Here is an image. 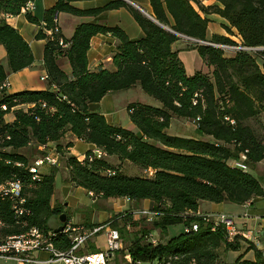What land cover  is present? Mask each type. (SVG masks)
<instances>
[{"label":"trees","instance_id":"1","mask_svg":"<svg viewBox=\"0 0 264 264\" xmlns=\"http://www.w3.org/2000/svg\"><path fill=\"white\" fill-rule=\"evenodd\" d=\"M27 1L0 0V13L16 15ZM73 1L82 0H57L46 11L48 29L53 28V19L59 12L94 15L123 6L131 11L144 34L131 40L119 27L87 21L80 22L69 38L60 30L37 33V37L45 39L43 65L49 88L8 92L0 98V104L6 105L5 110L0 109V148H5L0 152V182L11 176L19 178L28 209L16 215L9 200L0 199V237L21 234L35 226L51 232L55 248L64 250L70 246L67 233L54 232L49 226L53 215L65 213L68 218L64 205H51L56 168L33 177L27 157L18 152L32 140L42 145L56 142L69 130L94 147L82 158L66 157L64 181L92 192L94 198L151 200L152 208L162 212L151 220V225L161 233H166L171 225L198 223L196 231H182L156 244L148 241L151 231L144 227L124 248L131 264L160 259H170L171 264H224L219 250L237 251L242 247L241 241L248 243L247 248L254 255L251 259L239 255L234 264H264V251L240 235L228 239L223 229L211 230L198 217L183 219L184 212L197 211L201 201L245 204L264 194L261 182L249 171L264 158L259 120L264 112V51L229 55L209 44H193L188 48L197 50L210 73L197 70L187 74L171 48L179 36L169 29L199 40L233 42L229 36L219 34L206 38L208 19L192 5L197 0H149L156 22L123 0H112L91 10L77 9L70 4ZM216 1L221 7L200 6L199 11L221 16L226 21L225 31L231 34L234 28L244 45L264 46V0ZM25 16L31 23L38 22L30 12ZM98 33H110L118 41L111 56L113 70L91 71L87 67L90 39ZM0 45L6 50L9 72L31 65L28 43L4 19H0ZM59 57L69 61L70 74L58 66ZM8 71L0 63V80L7 77ZM135 85L159 103L127 105L136 132L110 125L101 114L88 109L89 103L99 101L106 93ZM22 104L30 106L12 108ZM10 112L14 119L5 121L4 115ZM174 117L192 120L195 135L168 133ZM97 148L106 156L114 155L119 162L113 164L106 156H93ZM241 151L246 153L245 168L231 163ZM125 161L152 173L123 172ZM16 162L20 166L14 165ZM124 216V221L131 219L130 224L135 223L129 214Z\"/></svg>","mask_w":264,"mask_h":264},{"label":"crops","instance_id":"2","mask_svg":"<svg viewBox=\"0 0 264 264\" xmlns=\"http://www.w3.org/2000/svg\"><path fill=\"white\" fill-rule=\"evenodd\" d=\"M34 4L33 10L30 12L33 16L38 19L37 23H31L27 20L25 13L19 12L16 15L0 13V19H4L9 25L14 27L23 37V39L28 43L33 61L31 65L16 71L9 72L7 69V56L6 50L3 45H0V63L4 66L5 70L8 71L7 79L9 82L8 92L13 93L23 89H47L49 88L48 79L46 76V71L43 65V49L45 39L37 37V33L41 31L44 34H49V29L46 27L44 17L46 11L51 8L57 0H29ZM112 0H82V1H73L70 4L80 10H91L95 8H100L111 2ZM133 8L139 10L144 15H151V5L149 0H123ZM194 8L199 12L202 17L208 19L207 29H206V38L209 39L212 34H219L224 36H229L231 39L240 37L234 28H231L232 33L229 34L224 29L225 20L215 12H203L199 11L198 7H209V6H218L221 7V4L216 0H197L192 2ZM152 16V15H151ZM57 25L60 32L66 38L72 36L75 27L80 22H94L99 24H104L110 27H119L123 32L131 39L136 40L143 36V30L139 24L135 21L131 11L126 7H118L113 9H105L94 15H74L66 12H59L56 16ZM170 22L172 21L169 18ZM169 29L168 27H166ZM117 39L110 33H98L91 37L89 43V49L87 50V67L89 70H96L98 68H107L113 70V65L111 61V56L115 51L117 45ZM187 43L181 37L176 40L172 45V50L177 52V56L181 60L185 72L187 74H192L197 70H203V67H206L200 58L198 52L194 48H188ZM58 66L66 74H70L71 66L66 57H59L57 59ZM143 91L139 85H135L129 89L121 91H112L106 93L99 101L91 102L88 105V109L93 112L101 114L106 122L110 125H118L126 129H130L136 132V128L129 119L127 105L131 102H141L154 105L143 96ZM159 105V104H158ZM12 113V112H10ZM7 115V114H6ZM5 115V117H6ZM14 119L13 115L9 120ZM32 145V150H42L45 154L51 156L54 155L52 149L54 147H61V150L66 151L67 155L77 156L82 158L83 154L94 147L92 143H89L85 140H82L76 137L71 131L67 130L64 135L56 142H48L45 145L38 144L35 141H31L27 146L18 150L26 156L25 150L30 149L29 146ZM44 147V148H42ZM106 156V155H105ZM106 159L113 164H117L119 161L114 155L106 156ZM232 162V160H231ZM129 164L128 161L123 162L122 164ZM53 167L51 165L45 164L40 167L45 168L48 172V168ZM250 173H252L262 184L264 189V158L258 161L252 169L249 168ZM42 172V171H41ZM68 184V182H64ZM71 184V183H70ZM81 188V187H80ZM84 189V188H83ZM101 203L99 206L106 208V202L112 201L114 207L113 211L116 210L115 200L122 202H129L133 204H139L147 207H153V202L148 199L140 200L139 202H133L127 198H97ZM62 204L67 206L66 202L61 201L55 194V185L54 192L51 197V205ZM198 211L207 212V211H217L225 212L233 216L235 227L238 231V234L245 240L254 244L258 249L264 251V194L262 196L253 197L249 202L245 204H236L231 202H208L201 201L198 206ZM111 215V214H110ZM109 215V216H110ZM107 217V219L109 218ZM51 219V218H50ZM105 219V220H107ZM103 220V221H105ZM50 221V220H49ZM102 221V222H103ZM67 222L73 225L84 223L81 227L91 228L92 226L99 225L100 223L95 222L90 216L88 220L81 219L80 221L74 222L71 217L67 218ZM90 225V226H89ZM101 232V231H100ZM99 233V232H98ZM97 233V234H98ZM96 235V234H95ZM91 236L80 249L81 252L95 251L104 249L103 246H100L94 238ZM170 236H167V238ZM241 249L234 251L236 256L233 259H236L239 255H243L244 258L251 259L253 258V250L248 249V243L241 241ZM86 247L88 250H85ZM93 249V250H91ZM233 251V250H229ZM228 251V252H229ZM227 252V255H228ZM39 259H46L48 257L47 253H38Z\"/></svg>","mask_w":264,"mask_h":264},{"label":"built area","instance_id":"3","mask_svg":"<svg viewBox=\"0 0 264 264\" xmlns=\"http://www.w3.org/2000/svg\"><path fill=\"white\" fill-rule=\"evenodd\" d=\"M34 8L32 1H27L20 9V12H31ZM53 30L58 31L57 18L53 19ZM49 29V33L52 31ZM172 33L183 38L187 45L193 44H209L221 49L226 54H234L238 51L247 52H259L264 51V46H247L244 45L240 37L235 36L231 43L212 42L207 40H199L189 36L179 34L172 29H169ZM262 61L263 58L260 57ZM9 82L7 77L0 80V98L8 94ZM32 105V104H31ZM44 105V104H42ZM30 104L16 105L12 108L28 107ZM0 109L5 110L6 105L0 104ZM5 120V115H4ZM2 135L0 134V139ZM8 138V136H6ZM44 148V147H42ZM5 148H0V152ZM7 150V149H6ZM93 156L100 158L106 154L99 148L93 150ZM1 158V157H0ZM246 159V153L241 151L238 157L232 160V164L241 168H245L244 160ZM48 164L51 166L57 165V158L49 154H42L36 158L32 164L29 165L30 172L33 173V177L38 176L40 167ZM16 166H20V163H14ZM93 196L92 192H88ZM0 199H8L14 214L19 215L26 212L28 209L25 206V197L22 194V182L16 176H11L0 182ZM249 202V201H248ZM247 203V202H246ZM145 220L151 221L153 218L160 216L162 212L157 209L147 208L138 210L137 212ZM127 214V213H126ZM124 216V214H122ZM183 219H189L191 217H198L201 221L210 226L211 230L221 228L225 231L228 239H232L238 231L235 227L233 216L225 212L217 211H191L187 210L183 214ZM198 229V223L196 221H190L187 225H183V231H196ZM104 230L106 248L96 251L81 252L80 249L84 243L93 235ZM63 231L68 234L71 239V244L67 249L55 248L52 242L51 232L43 231L35 226L29 227L21 234L7 235L0 237V260L13 261L16 264H107L109 257L116 251L121 249L122 242L120 238V232L116 228L107 227L106 224H99L92 226L91 228H84L70 224L66 221L63 226ZM148 241L156 244V240L152 238V234L149 233L147 237ZM38 253H47L46 259H39ZM129 261H131L128 254L125 255ZM134 264H143L135 262ZM147 264H171L170 259L154 260Z\"/></svg>","mask_w":264,"mask_h":264},{"label":"rangeland","instance_id":"4","mask_svg":"<svg viewBox=\"0 0 264 264\" xmlns=\"http://www.w3.org/2000/svg\"><path fill=\"white\" fill-rule=\"evenodd\" d=\"M187 47H191V45H188ZM202 71L205 73L208 72L210 73V70L207 67H203ZM143 96L149 99L150 102L153 103L154 105L159 104L158 101L151 98L146 93H143ZM12 115H13L12 113H8L5 117L6 120H9L12 117ZM259 120L261 123L260 133L264 135V112L260 114ZM194 127L195 125L193 124L192 120L180 119L174 117L171 119L170 126L167 129V131L168 133L173 135L189 136V135H195ZM29 147L30 149L25 150V154L28 160V165L32 164V162L36 158L40 157L42 154H45L44 151L42 150L33 151L32 145ZM52 150L54 152L53 156L57 158V165L53 166L57 170L54 181L55 194L61 201L67 203V206H64L63 210L67 213L68 217H71L72 221L77 222L80 221L81 219L88 220L89 217L91 216L95 222L98 223L101 222L100 224H106L107 227L116 228L120 232V238L122 242L121 249L114 252L109 257L107 264H131L129 259L125 257L126 251H124V248L129 245L131 240H133L140 234L141 229H143L144 227L145 229H150L152 238H154L156 242L158 241L164 242L165 240L168 239L167 236H174L183 231V224L181 223L168 226L166 233H161L159 232L158 229H153L151 225V221L145 220V218H143L141 215L137 213L138 210L147 209L151 207H147L139 204H133L127 201L122 202L117 200L114 201L117 207L116 210L114 211H113L114 205L112 204L113 203L112 201L106 202L107 204L106 208L99 206V203H101L102 201L91 196L82 187L80 188L70 183L68 184L64 183L66 182L63 180V178L67 175L66 157L68 155L66 151L63 150V148L61 150V147H54V149ZM51 168L52 167L48 168V170H50ZM121 169L123 170V172H126L130 175H139V174L151 175L152 173L151 170L141 171L137 166L130 165L127 163L123 164L121 166ZM43 170L46 171L45 168H41L39 170L40 173H42ZM126 213L129 214V216L132 218V220H134L135 223L130 224L131 219L128 221L123 220L125 216H122V214H126ZM108 216L109 218L107 219ZM140 218L144 220V223L142 222L143 220H141L140 223L139 221ZM58 224H59L58 217L56 215H53L49 221V226L55 228L57 227ZM81 225H84V223L77 224L76 226H81ZM93 239H95V241L100 246L106 248L104 230L96 234ZM85 250H88V248L86 247ZM228 251H225L223 248L219 250L220 260L224 262V264H234L233 259L236 256V253H234V251H229V252ZM0 264H16V263L13 261L0 260ZM54 264H60V263H54Z\"/></svg>","mask_w":264,"mask_h":264},{"label":"water","instance_id":"5","mask_svg":"<svg viewBox=\"0 0 264 264\" xmlns=\"http://www.w3.org/2000/svg\"><path fill=\"white\" fill-rule=\"evenodd\" d=\"M146 15V14H145ZM149 19H151L152 21L156 22L154 20V18L151 15H146ZM58 220H59V224L57 225V227H55L53 230L54 232H58V231H62L63 230V226L67 221V217L65 213H60L58 215Z\"/></svg>","mask_w":264,"mask_h":264}]
</instances>
